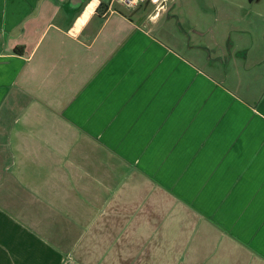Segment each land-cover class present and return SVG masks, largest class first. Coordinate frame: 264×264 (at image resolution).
I'll use <instances>...</instances> for the list:
<instances>
[{
	"label": "crops",
	"instance_id": "obj_1",
	"mask_svg": "<svg viewBox=\"0 0 264 264\" xmlns=\"http://www.w3.org/2000/svg\"><path fill=\"white\" fill-rule=\"evenodd\" d=\"M101 1L0 0V264H264V194L247 211L237 195L264 176V84L243 99L196 75L153 35L167 0L147 19L149 0ZM208 89L262 114L247 169L216 120L200 129ZM222 166L230 216L190 194L194 170Z\"/></svg>",
	"mask_w": 264,
	"mask_h": 264
},
{
	"label": "rangeland",
	"instance_id": "obj_2",
	"mask_svg": "<svg viewBox=\"0 0 264 264\" xmlns=\"http://www.w3.org/2000/svg\"><path fill=\"white\" fill-rule=\"evenodd\" d=\"M159 4L155 3L154 6L159 7ZM113 7L128 12L122 5L114 3ZM165 7V12L162 11L160 17L154 23H150L153 35H156L160 42L195 69L196 75H206L243 99L251 98L255 93L260 92L264 84V76H256L258 73L264 75V0H167ZM152 8L151 1L143 6L144 19L149 18L153 12ZM134 13L137 17L138 12ZM202 86V82L199 84L196 80H192V94L197 93L198 87L202 88ZM208 88L212 89V86ZM210 91L208 89L205 93L207 106L204 105V108L207 111L205 117L199 118L202 121L200 129H207V132L211 133L213 130L210 129L207 121L216 120V127L223 132L221 140L224 141L231 136L228 142L229 157L238 155L245 159L241 160L240 168L247 169L252 162L250 161L251 153L261 145L260 141L256 143V137L253 139L249 136L252 135L250 131L252 121L256 124L261 123L262 114L259 111L246 112L242 108H235L228 95L219 90L212 94ZM200 96L204 99L203 95ZM203 99L199 98L201 102ZM222 154L216 151L213 162H218ZM225 162L228 163L227 165L234 163L231 160H223L221 164ZM170 165L174 166L175 170L172 168L168 172L175 171V183L179 184L183 177L177 173V169L181 167L172 162ZM192 166L201 167V164L194 161ZM197 169L194 170L195 175H192L190 179V194L195 196V200L204 198L207 202L206 199L212 197L211 202L225 201L221 208L222 215L230 216L231 211L227 206H229V200L231 201L235 195L233 190L231 191V185L235 183L232 182L231 175L223 166L222 175L216 178L213 177V170ZM197 172L206 174L196 175ZM247 173L238 177V184L242 186H239L241 189L237 195L244 211H247L248 202L250 204V201H255L257 198L260 205L262 199L259 197L264 194L263 188L261 189L264 176L261 178L256 176L257 180L250 178ZM213 184H223L225 190L218 191ZM243 188L245 190H242ZM216 194L221 199L215 198ZM252 195L254 197L250 199ZM197 210L196 213L199 212ZM255 215H264V203L257 207Z\"/></svg>",
	"mask_w": 264,
	"mask_h": 264
},
{
	"label": "built area",
	"instance_id": "obj_3",
	"mask_svg": "<svg viewBox=\"0 0 264 264\" xmlns=\"http://www.w3.org/2000/svg\"><path fill=\"white\" fill-rule=\"evenodd\" d=\"M146 0H109L108 1V6L113 5L114 3L122 5L123 7L126 8H133L135 6H137L140 3L145 2ZM152 3H160L162 2V0H150ZM101 0H98V5L100 4ZM159 4V5H160Z\"/></svg>",
	"mask_w": 264,
	"mask_h": 264
},
{
	"label": "trees",
	"instance_id": "obj_4",
	"mask_svg": "<svg viewBox=\"0 0 264 264\" xmlns=\"http://www.w3.org/2000/svg\"><path fill=\"white\" fill-rule=\"evenodd\" d=\"M104 5H106V4L101 1L100 4L98 5V8H100V7L104 6Z\"/></svg>",
	"mask_w": 264,
	"mask_h": 264
},
{
	"label": "bare ground",
	"instance_id": "obj_5",
	"mask_svg": "<svg viewBox=\"0 0 264 264\" xmlns=\"http://www.w3.org/2000/svg\"><path fill=\"white\" fill-rule=\"evenodd\" d=\"M88 5H89V4H88ZM88 5H87V6H88ZM87 6H86V7H87ZM86 7H85V8H86ZM88 8H89V7H88ZM88 8H87V9H88ZM84 10H85V9H84ZM82 14L84 15V11H83V13H82ZM85 15H87V14H85Z\"/></svg>",
	"mask_w": 264,
	"mask_h": 264
}]
</instances>
